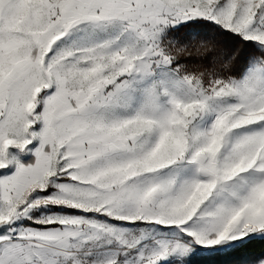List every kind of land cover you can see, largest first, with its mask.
<instances>
[{
	"label": "snow or ice",
	"instance_id": "snow-or-ice-1",
	"mask_svg": "<svg viewBox=\"0 0 264 264\" xmlns=\"http://www.w3.org/2000/svg\"><path fill=\"white\" fill-rule=\"evenodd\" d=\"M0 264H264V0H0Z\"/></svg>",
	"mask_w": 264,
	"mask_h": 264
}]
</instances>
